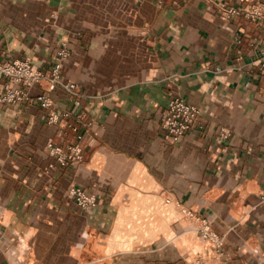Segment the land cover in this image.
<instances>
[{
  "label": "crops",
  "instance_id": "0c3cea01",
  "mask_svg": "<svg viewBox=\"0 0 264 264\" xmlns=\"http://www.w3.org/2000/svg\"><path fill=\"white\" fill-rule=\"evenodd\" d=\"M250 5L264 13V0H0V63L50 73L66 47L63 79L83 96L49 94L77 131L37 101L0 103V264H264V22L223 16ZM177 97L202 112L179 143L162 125ZM49 144L82 159L63 166Z\"/></svg>",
  "mask_w": 264,
  "mask_h": 264
},
{
  "label": "built area",
  "instance_id": "2783aa9c",
  "mask_svg": "<svg viewBox=\"0 0 264 264\" xmlns=\"http://www.w3.org/2000/svg\"><path fill=\"white\" fill-rule=\"evenodd\" d=\"M244 14L252 20H261L264 22V13L258 5H250L243 9H236L234 7L227 8L223 11V16L226 19L234 15ZM240 43V42H239ZM70 56V52L66 47L60 49L57 53V63L50 73L41 71L27 61H14L0 63V77L7 79L10 86L5 93L0 94V103L12 105H26L37 101L49 113L48 124L57 125L62 124L63 120L71 116V113L64 112L59 114L53 108V102L49 97L50 93L63 90L77 99V105L80 104L79 99L83 97L78 91L76 83L68 82L62 76V62ZM264 67V58H263ZM47 84V91L36 97L31 96L30 90L36 85ZM16 85V87L14 86ZM202 112L201 110L184 100L177 97L173 99L167 109V113L162 117V125L164 131L172 137L175 143H179L186 133L196 126L201 125ZM63 125V124H62ZM64 127L71 128L77 131L68 120L64 123ZM224 139L230 135L228 130L221 131ZM48 149L52 156L57 155L58 161L61 165H68L70 162L80 161L82 159V148L79 145L69 147V153H63L62 149L49 144ZM70 197L75 199L76 204L83 210L89 211L98 205L97 198L93 194L86 193L81 188H71L69 190ZM264 203V197L262 199ZM199 233L205 240H210L216 243L219 247L223 245V240L213 234L210 228V223L207 219H200Z\"/></svg>",
  "mask_w": 264,
  "mask_h": 264
},
{
  "label": "bare ground",
  "instance_id": "6f19581e",
  "mask_svg": "<svg viewBox=\"0 0 264 264\" xmlns=\"http://www.w3.org/2000/svg\"><path fill=\"white\" fill-rule=\"evenodd\" d=\"M1 8V7H0ZM2 10V9H1ZM23 12H25V11H23ZM37 19V18H36ZM25 20V19H24ZM33 23V22H32Z\"/></svg>",
  "mask_w": 264,
  "mask_h": 264
}]
</instances>
